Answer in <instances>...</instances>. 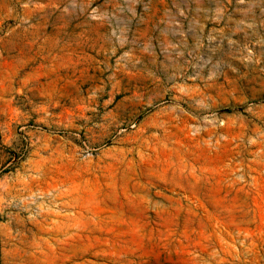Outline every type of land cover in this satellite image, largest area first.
I'll return each instance as SVG.
<instances>
[{
    "label": "rangeland",
    "instance_id": "1",
    "mask_svg": "<svg viewBox=\"0 0 264 264\" xmlns=\"http://www.w3.org/2000/svg\"><path fill=\"white\" fill-rule=\"evenodd\" d=\"M0 264H264V0H0Z\"/></svg>",
    "mask_w": 264,
    "mask_h": 264
}]
</instances>
